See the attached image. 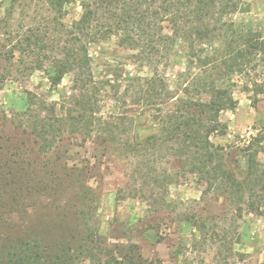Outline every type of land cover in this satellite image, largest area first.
Segmentation results:
<instances>
[{
	"label": "trees",
	"instance_id": "16d2710c",
	"mask_svg": "<svg viewBox=\"0 0 264 264\" xmlns=\"http://www.w3.org/2000/svg\"><path fill=\"white\" fill-rule=\"evenodd\" d=\"M45 1L49 16L44 30L29 26L17 36L11 33L10 55L18 51L21 58L33 59L26 63L31 71L47 66L52 89L74 73L77 93L59 102L25 91V108L15 118L32 132L37 153L55 151L65 133L95 134L115 152L134 151L145 168L159 157L173 156L185 167L176 177L191 175L207 190L232 195L240 215L244 210L264 217V169L249 160L244 177L234 176L222 147L210 139L226 132L220 115L236 106L231 75H244L251 65L264 62V38L251 26L225 20L248 11L243 0ZM76 2L79 18L64 24L67 7ZM6 4L0 0V6ZM10 6L5 8L9 14ZM112 36L119 46L137 50V61L150 67L148 76L128 77L139 106L134 115L107 105L117 87L103 95L105 86L94 80L89 46ZM180 41L186 67L169 83L159 66L169 65ZM4 80L0 74L1 85ZM4 127L0 119V264H124L127 257L130 264H150L134 261L128 252L103 260L106 254L90 222L93 189L85 181V168L68 167L62 152L35 159L24 142L11 143ZM132 130L137 132L133 141L119 143ZM146 130L149 134L141 136ZM263 139V132L255 137L256 142ZM170 180V175L157 178V187L167 188ZM41 197L49 201L43 208L37 204ZM192 225L205 227L203 221Z\"/></svg>",
	"mask_w": 264,
	"mask_h": 264
},
{
	"label": "rangeland",
	"instance_id": "374dc122",
	"mask_svg": "<svg viewBox=\"0 0 264 264\" xmlns=\"http://www.w3.org/2000/svg\"><path fill=\"white\" fill-rule=\"evenodd\" d=\"M243 1L242 6L248 11L235 12L225 20L251 26L264 38V0ZM5 2V8L12 5L10 14L0 6V74L5 77L0 84V110L3 111L0 119L5 123L4 132L12 138L11 143L24 142V148L37 160L62 152L61 161L68 167L85 168V181L93 189L91 204L94 209L90 222L98 234L96 244L106 254L103 260L108 254L119 256L128 252L134 261L150 264H264V217L244 210L240 215L235 197L207 190L191 175L177 178L175 175L181 174L185 167L173 156H158L151 168H145L139 166L141 160L134 151L122 148L115 152L113 145L103 144L102 138L95 134L75 133H65L55 147L56 152L37 153L32 132L24 125L19 126L15 118V112L25 108L24 93L30 90L48 101L60 102L77 93L76 75L66 74L52 89L46 75L47 66L31 71L26 63L33 59L21 58L18 51L10 55L9 38L29 26L44 30L49 11L45 0ZM67 8L63 22L69 25L79 18L81 7L76 2ZM49 32L52 35L51 30ZM184 51L181 41L176 43L169 65L159 66L169 83H173L176 75L186 67ZM89 52L94 80L106 88L102 94L110 96L112 89L117 87V93H112L107 105L117 106V111L124 108L134 115L139 106L128 77L148 76L150 67L137 61V50L119 46L114 36L91 44ZM230 82L236 106L220 115L227 126L226 132L213 134L210 139L222 147L227 169L242 178L249 160L264 169V139L255 141L260 132L264 133V62L251 65L244 75H231ZM254 82L260 88H256ZM245 85L249 89L246 90ZM136 134L132 130L121 135L119 143L122 139L132 140ZM147 134V130L140 133L141 136ZM167 175L171 178L167 188L157 187V178ZM64 180L69 178L64 177ZM39 199L40 208L49 203L43 197ZM33 212L30 210V216L36 218ZM200 221L205 227L192 225ZM129 259L122 261L128 264L126 260Z\"/></svg>",
	"mask_w": 264,
	"mask_h": 264
}]
</instances>
